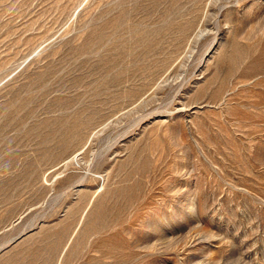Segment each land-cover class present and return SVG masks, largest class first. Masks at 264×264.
<instances>
[{
    "label": "rangeland",
    "instance_id": "obj_1",
    "mask_svg": "<svg viewBox=\"0 0 264 264\" xmlns=\"http://www.w3.org/2000/svg\"><path fill=\"white\" fill-rule=\"evenodd\" d=\"M0 264H264V0H0Z\"/></svg>",
    "mask_w": 264,
    "mask_h": 264
}]
</instances>
